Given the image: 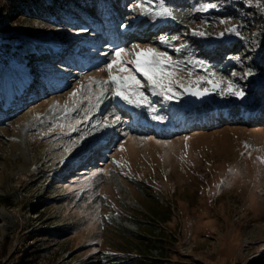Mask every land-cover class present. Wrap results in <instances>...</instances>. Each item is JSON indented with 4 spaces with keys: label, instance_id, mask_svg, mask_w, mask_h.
Listing matches in <instances>:
<instances>
[{
    "label": "rangeland",
    "instance_id": "obj_1",
    "mask_svg": "<svg viewBox=\"0 0 264 264\" xmlns=\"http://www.w3.org/2000/svg\"><path fill=\"white\" fill-rule=\"evenodd\" d=\"M108 1L79 21H8L0 264H264V32L213 16L259 3ZM36 45L49 53L33 62ZM147 47L171 58L177 94L128 104L102 69ZM189 87L213 94L195 105Z\"/></svg>",
    "mask_w": 264,
    "mask_h": 264
},
{
    "label": "trees",
    "instance_id": "obj_2",
    "mask_svg": "<svg viewBox=\"0 0 264 264\" xmlns=\"http://www.w3.org/2000/svg\"><path fill=\"white\" fill-rule=\"evenodd\" d=\"M106 1L108 7H110V2L108 0ZM204 1L216 2L217 4H220L222 0ZM253 1L258 2L259 5L247 7L242 4L239 8H232L230 5H224L220 7L221 10L214 11L213 16L221 15L222 13V16H224L231 14L233 11L232 15L243 23L244 29H258L264 32V14L261 9V7L264 6V0ZM172 2L176 3L179 7H187V10H189L188 8L192 6L200 4V0H197V3L192 2V0L187 2L184 0H174ZM103 7L102 0H0V42L7 39V37L3 36V34H6L4 31L11 30L8 28L9 20L12 23H17L22 18H45L50 23L57 25L63 24L67 21H79V19H82L80 16H84L90 9L100 13ZM210 20L215 19L214 17H210ZM34 47L35 48H31L30 46L25 49V57L29 60H33V62L36 56H46V54L49 53V51L45 50V48L41 45H36ZM235 50V52L240 51V45L238 48H235ZM263 52L264 50L261 51L260 54L262 55ZM240 54H244V52L241 50ZM7 60H9L8 53L7 51H4L3 47L0 45V63L8 64ZM254 63L257 62L254 61ZM40 76L41 77H38L39 79H37V83H43V79L47 78L42 77V75ZM162 257L163 259H154V264H169L167 262H172L171 259H167L165 255Z\"/></svg>",
    "mask_w": 264,
    "mask_h": 264
},
{
    "label": "snow or ice",
    "instance_id": "obj_3",
    "mask_svg": "<svg viewBox=\"0 0 264 264\" xmlns=\"http://www.w3.org/2000/svg\"><path fill=\"white\" fill-rule=\"evenodd\" d=\"M160 14L170 15L166 8L161 9ZM132 51L135 53L134 56H130L124 48H119L115 51L114 58L107 64L106 68L102 69V71H106L108 76L106 83L114 86L111 94L136 106L148 102L143 91L145 87L151 89L153 95L163 96L165 100L174 98L177 94L173 83L175 72L167 71L172 65L171 58L153 47L142 48L138 52ZM124 57L129 58L124 59ZM137 73L146 84L137 78ZM229 89H232L231 85H229ZM187 90L191 91V88ZM79 92L80 88L78 87L70 93V97H76ZM192 94L198 95L199 93L192 92ZM234 94L243 96V93L238 91ZM116 119L118 120L119 117Z\"/></svg>",
    "mask_w": 264,
    "mask_h": 264
},
{
    "label": "water",
    "instance_id": "obj_4",
    "mask_svg": "<svg viewBox=\"0 0 264 264\" xmlns=\"http://www.w3.org/2000/svg\"><path fill=\"white\" fill-rule=\"evenodd\" d=\"M187 89L185 91L186 97L190 102H192L195 105H202L206 103L213 94L212 91H201L199 89H194V88H191V91H188ZM192 92H198L199 94L193 95Z\"/></svg>",
    "mask_w": 264,
    "mask_h": 264
},
{
    "label": "bare ground",
    "instance_id": "obj_5",
    "mask_svg": "<svg viewBox=\"0 0 264 264\" xmlns=\"http://www.w3.org/2000/svg\"><path fill=\"white\" fill-rule=\"evenodd\" d=\"M143 120L144 121H142V123L141 124H146L147 122H151L150 120H149V118H148V116H144L143 117ZM154 126H157V125H154ZM144 129H147L146 128V126H144L143 128H142V131L144 130ZM154 129V128H153ZM107 138V137H106ZM105 139V138H104ZM102 141L104 142V140L102 139ZM105 141H107V140H105ZM81 146V145H80ZM85 148V146H81L79 149H84ZM92 155V153L91 152H89V153H85L83 156H85V157H90Z\"/></svg>",
    "mask_w": 264,
    "mask_h": 264
}]
</instances>
